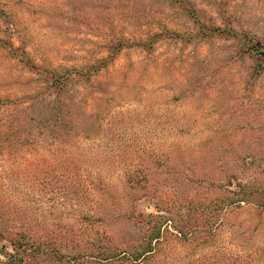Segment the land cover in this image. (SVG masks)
I'll return each mask as SVG.
<instances>
[{
    "label": "rangeland",
    "instance_id": "obj_1",
    "mask_svg": "<svg viewBox=\"0 0 264 264\" xmlns=\"http://www.w3.org/2000/svg\"><path fill=\"white\" fill-rule=\"evenodd\" d=\"M146 246L264 264V0H0V264Z\"/></svg>",
    "mask_w": 264,
    "mask_h": 264
},
{
    "label": "trees",
    "instance_id": "obj_2",
    "mask_svg": "<svg viewBox=\"0 0 264 264\" xmlns=\"http://www.w3.org/2000/svg\"><path fill=\"white\" fill-rule=\"evenodd\" d=\"M240 193H243V192L241 191ZM242 197H237V198L235 197V199H236V201L239 202L245 198V196H242ZM159 235H160V232H159V230H157L154 233L150 234L149 238H151V237L158 238ZM149 242H150V240H149ZM151 250L152 249L150 246H146L144 248H139L136 252H131V254H129V255H126L125 253H123L122 250L121 251L118 250L117 251L118 253L114 254V255H109L111 253H108L104 259L107 260L108 258H110V259L113 258L114 260H120L121 264H147L151 259H154L155 257H157L156 254H153L154 252H148Z\"/></svg>",
    "mask_w": 264,
    "mask_h": 264
}]
</instances>
